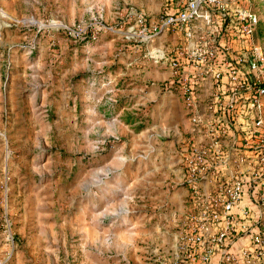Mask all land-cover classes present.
Returning <instances> with one entry per match:
<instances>
[{
	"label": "rangeland",
	"instance_id": "374dc122",
	"mask_svg": "<svg viewBox=\"0 0 264 264\" xmlns=\"http://www.w3.org/2000/svg\"><path fill=\"white\" fill-rule=\"evenodd\" d=\"M168 1L0 0V264H174L190 252V215L177 231L172 192L148 197L152 168L176 158L188 188L196 141L187 67L172 64L176 49L188 56L183 38L154 35ZM251 3L264 48V0Z\"/></svg>",
	"mask_w": 264,
	"mask_h": 264
},
{
	"label": "built area",
	"instance_id": "2783aa9c",
	"mask_svg": "<svg viewBox=\"0 0 264 264\" xmlns=\"http://www.w3.org/2000/svg\"><path fill=\"white\" fill-rule=\"evenodd\" d=\"M139 20L143 39L152 38L144 18ZM259 21L251 0H183L180 5L169 0L155 19L154 35L175 30L183 38L188 56L183 58V50L178 48L179 57H172V64L187 67L184 86L192 102L199 78L192 68L199 62L204 79L211 75L227 120L209 124V131L220 137L233 129L238 164L244 165L207 191L201 184V169L230 166L229 148L226 152L218 146V161L196 147L187 154L186 183L198 210L190 214L191 250L185 258L176 254L174 264H212L216 252L220 253L217 264L264 261V48L256 40ZM105 27L121 29L112 24ZM157 48V55H168L165 49ZM200 118L194 116L196 122ZM247 189L256 210L241 204ZM212 227L216 230L209 233ZM241 237L246 243L236 251L232 246Z\"/></svg>",
	"mask_w": 264,
	"mask_h": 264
},
{
	"label": "crops",
	"instance_id": "0c3cea01",
	"mask_svg": "<svg viewBox=\"0 0 264 264\" xmlns=\"http://www.w3.org/2000/svg\"><path fill=\"white\" fill-rule=\"evenodd\" d=\"M1 69V66H0ZM205 81H207L205 83ZM2 83L0 82V86ZM195 86V85H194ZM215 89L213 86V81L210 82L207 79H204V94L210 93V100H206L204 97V109L198 108L196 102H195V95L193 97L194 101L190 104L191 112L189 119L192 120L193 125L189 126V121L187 122V128H191V132L195 133L196 141L193 142L191 149L196 147L197 149H202L204 153L211 158L213 161H218V153L217 150L219 147H221L222 150L226 151L228 148L230 150L231 155V165L230 166H220L217 165L215 169H204V167L201 169V184L207 191H212V189H215L218 182L228 176H232L234 173L237 172V170H241L244 168V165L238 164V156L239 154L234 149V135L233 129L228 130V132L221 134L220 137L217 134H212V132L209 131V124L213 123H223L227 120V113H224V110H219V107H221V101L218 99V96L215 94ZM219 110V111H218ZM227 112V111H226ZM201 115V118L199 122L194 121V116ZM186 128V129H187ZM178 129L174 128V132H177ZM215 140H218L215 142ZM219 146V147H218ZM228 151V150H227ZM226 151V152H227ZM189 154V153H188ZM187 156V155H186ZM174 162L176 163L175 166H171L170 168H161L160 165L157 164L154 166L153 174L157 175L154 179H152L153 184L151 185V192L149 193L148 197H152V201H157L161 196L160 194L163 192H172L170 195V199L173 206L170 208V213L167 217L168 222L166 225L172 226L173 229L179 230L178 226L180 227V224L193 212L192 209V202L190 198H188L189 190L186 187L184 181V175H183V165H181L180 162H178V158ZM156 171V172H155ZM123 179V178H122ZM140 179H137L136 184H139ZM142 181V180H141ZM184 183V184H183ZM179 184V187H178ZM172 186V188H171ZM141 188H138L140 190H143L142 186ZM150 189V188H149ZM150 202H148L149 204ZM152 204H155L154 202ZM158 205V202H156ZM242 205L249 206L253 210L257 209V205L254 203L251 192L247 189L244 193V198L242 200ZM155 207V206H154ZM154 209V208H153ZM174 210V212H173ZM145 211V210H143ZM183 225V224H182ZM159 226V225H158ZM183 226H181V229ZM216 229L215 227H212L209 229L210 232H214ZM246 243V240L244 237H241L237 239L233 244V249L236 251H239L241 247ZM220 258V253L216 252L214 255V258L212 260V264H217L218 260Z\"/></svg>",
	"mask_w": 264,
	"mask_h": 264
}]
</instances>
